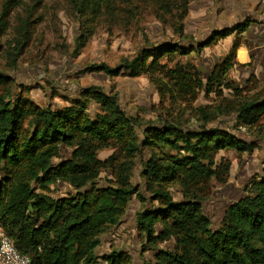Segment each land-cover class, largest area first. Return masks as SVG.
<instances>
[{
	"label": "trees",
	"instance_id": "1",
	"mask_svg": "<svg viewBox=\"0 0 264 264\" xmlns=\"http://www.w3.org/2000/svg\"><path fill=\"white\" fill-rule=\"evenodd\" d=\"M175 1L181 12L174 33L185 38L183 20L191 0ZM110 2L76 0L74 5L81 13L99 14L102 7L110 8ZM8 16L9 11H3L1 31L6 29ZM248 25L245 20L216 29L190 47L171 41L150 44L116 68L99 63L86 69L111 76L121 69L131 76L147 74L163 97L164 93L173 96L175 91L193 88L213 91V86L240 95L250 88L256 92L249 98L230 100L215 109L218 115L233 117L234 129L245 127L263 134L264 95L257 91L258 85L251 86V81L257 83L258 79L251 76L247 87L226 80L237 63L240 34ZM233 33L231 50L208 74L193 65L176 63L179 67L172 68L167 64L177 55L200 53ZM89 36V31L81 35L79 48ZM13 81L0 72V223L32 264L98 262L95 250L101 235L119 223L135 194L145 200L131 182L135 161L145 150V190L159 204L136 213V228L148 245L156 246L169 237L177 243L175 251L159 250V264H264V166L250 178L244 195L228 204L219 225L213 226L204 211L213 179L223 185L230 173L229 160L222 157L217 162V154L254 147L234 129L208 127L211 115L207 106L199 109L204 123L198 128H183L170 121L143 127L138 118L121 108L115 95L88 88L84 99L52 109L40 107L29 97L14 99ZM90 98L100 106L94 116L88 113ZM115 147L123 161L116 163L114 155L104 160L99 157L102 151ZM106 168L112 170V179L99 185L97 179ZM59 183L69 185L72 191L55 195L50 186ZM175 183L184 195L179 201L173 200L168 189ZM104 258L106 264H133L131 256L121 250H112Z\"/></svg>",
	"mask_w": 264,
	"mask_h": 264
},
{
	"label": "rangeland",
	"instance_id": "2",
	"mask_svg": "<svg viewBox=\"0 0 264 264\" xmlns=\"http://www.w3.org/2000/svg\"><path fill=\"white\" fill-rule=\"evenodd\" d=\"M75 1L0 0V19L3 11H9L6 29L0 30V72L13 78L14 99L18 96L29 97L40 107L56 109L84 99V90L92 88L117 96L121 108L138 118L143 127L147 123L170 121L183 128H198L204 123L199 109L207 106L211 115L206 121L208 127L234 129L233 117L218 115L215 107L218 104L225 106L230 100L249 98L256 92L250 91V88L242 90L240 95L230 88L216 89L213 86L215 91L193 88L187 92L175 91L173 96L164 93L163 97L147 74L131 76L121 69L119 74L111 76L86 69L91 64L99 63L116 68L125 59L134 58L143 47L158 42L171 41L190 47L197 41L207 39L206 33L199 34L200 30L195 35L185 32L189 24L187 17L191 1L183 20L184 34L188 36L185 38L174 33L173 28L181 12L175 0H111L110 8L102 7L99 14L90 13L89 10L85 14L79 12ZM87 29L90 36L84 47L79 48L83 38L81 35L88 33ZM213 46L197 54L192 51L189 56L177 55L167 64L172 68L179 67L176 63L185 67L193 65L200 68L201 73L208 74L221 61L219 52H211ZM237 77L231 68L226 80H232L239 87H247V82L242 84ZM261 81L264 82V78L259 79V83L254 79L251 86H257ZM257 91L263 96L264 86ZM99 111V104L90 98L88 113L94 116ZM234 131L241 139L253 143L254 147L250 151L221 150L217 154V162L222 157L229 160L230 173L223 185L213 179V191L204 201V211L211 218L213 226L220 224L228 204L244 195L250 178L264 166V131L258 134L245 127ZM147 153L145 150L137 158L131 174L132 184L145 200L142 201L135 194L119 223L101 235V243L95 250L96 264H106L104 255L112 250L127 252L133 264H159L156 259L159 250H177L173 237L152 246L147 244L136 228V213L145 206L151 208L159 204L150 199L151 194L145 190L142 166ZM112 155L116 163L124 159L118 147L102 151L99 157L104 160ZM111 171L110 168L102 170L97 183L109 184ZM50 187L57 196L72 191L64 183ZM168 189L174 201L184 198L179 184L169 185Z\"/></svg>",
	"mask_w": 264,
	"mask_h": 264
},
{
	"label": "crops",
	"instance_id": "3",
	"mask_svg": "<svg viewBox=\"0 0 264 264\" xmlns=\"http://www.w3.org/2000/svg\"><path fill=\"white\" fill-rule=\"evenodd\" d=\"M187 18L185 32L195 35L200 30L199 34L206 33V38L216 29L249 20L248 27L240 34L241 44L235 53L237 63L233 70L242 84L253 75L258 80L264 78V0H191ZM235 37L233 33L220 40L211 52H219L222 60L231 50ZM260 86H264L263 81L257 90Z\"/></svg>",
	"mask_w": 264,
	"mask_h": 264
},
{
	"label": "built area",
	"instance_id": "4",
	"mask_svg": "<svg viewBox=\"0 0 264 264\" xmlns=\"http://www.w3.org/2000/svg\"><path fill=\"white\" fill-rule=\"evenodd\" d=\"M0 264H32L28 255L15 247L13 240L0 223Z\"/></svg>",
	"mask_w": 264,
	"mask_h": 264
},
{
	"label": "water",
	"instance_id": "5",
	"mask_svg": "<svg viewBox=\"0 0 264 264\" xmlns=\"http://www.w3.org/2000/svg\"><path fill=\"white\" fill-rule=\"evenodd\" d=\"M199 70H200V68H199ZM201 71V70H200Z\"/></svg>",
	"mask_w": 264,
	"mask_h": 264
}]
</instances>
